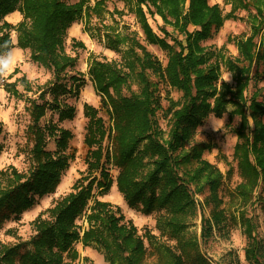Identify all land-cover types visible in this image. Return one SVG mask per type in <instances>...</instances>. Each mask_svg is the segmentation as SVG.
Listing matches in <instances>:
<instances>
[{"label":"trees","instance_id":"1","mask_svg":"<svg viewBox=\"0 0 264 264\" xmlns=\"http://www.w3.org/2000/svg\"><path fill=\"white\" fill-rule=\"evenodd\" d=\"M135 2L136 18L145 41L167 53L166 67L136 37L109 28L104 34L106 48L117 52L119 46L125 45L128 49L120 62L92 57L89 64L88 72L101 96V106L97 109L84 105L88 119L84 139L88 152L87 175L79 178L73 191L50 210V220L37 219L36 235L28 243L1 249L0 264H73L79 258L77 243L86 247L95 245V250L105 254L110 264H146L144 239L132 221L124 222L120 208L99 200L90 206L96 190L103 196L112 189L111 166L119 171L116 186L129 208L138 209L146 216L161 213L156 227L179 238L180 254L164 248L169 264H184V257L191 264H210L200 253L198 242L181 234L187 228L188 215L197 206L190 186L195 187V194L202 193L201 181L208 187L210 201L215 206L209 219L202 218L201 236L206 240L213 228H224L226 210L221 209L218 197L223 174L202 159L209 145L196 144L188 150L186 146L205 120L211 116L221 119L229 104L235 107L231 116L241 118L236 129L234 158L242 181L236 186L235 195L247 203L260 187L264 189V100H259V93L250 99L245 95L254 77L264 78L258 69L252 73L253 66L258 67L264 60V36L260 44L256 42L264 32V0H233L227 14H223L219 4L211 5L209 0ZM105 4V0H95L94 5L91 0H77L74 4L64 0H0V54L7 51L3 47L5 42L13 48L10 33L15 31L18 47L29 49L34 62L53 72V81L40 89L38 99L27 100L31 122L26 135L32 143L33 164L27 176L19 177L17 183L0 191V229L9 220H19L38 199L55 193L74 157L67 153L73 135L59 127V123L75 118L76 108L64 98L79 95L83 82L72 78L73 83L69 84L66 80L65 73L75 67L77 58L66 54L65 35L79 18L101 15ZM143 7L152 16H160L165 25L174 27L184 38L178 39L165 28H162L163 37L156 34ZM250 8L256 11L249 16L252 33L246 39L236 40L238 58L226 57L225 48L215 52L202 46L225 21L235 19L238 10ZM16 11L23 17L19 24L14 26L4 21ZM190 27L195 30L190 31ZM74 45L83 47L81 43ZM221 64L233 74L235 86L222 82ZM151 73L181 93L180 100L169 102L172 117L167 140L157 121L162 107ZM18 83L31 91V83L25 76L4 84V89L18 95ZM133 84L137 91L132 89ZM48 109L58 111V122L42 126L41 119ZM101 111L108 116L109 125L100 116ZM52 139L55 152L47 150ZM1 150L0 144V153ZM84 215L89 227L82 230L77 220ZM234 219L239 220L249 239L246 260L264 264V246L254 234L253 221L245 214ZM26 246L32 249L22 252Z\"/></svg>","mask_w":264,"mask_h":264},{"label":"rangeland","instance_id":"2","mask_svg":"<svg viewBox=\"0 0 264 264\" xmlns=\"http://www.w3.org/2000/svg\"><path fill=\"white\" fill-rule=\"evenodd\" d=\"M68 4H74L77 0H64ZM106 4L102 9L101 15H94L91 19L86 17L79 18L74 26L67 30L65 35V52L71 57L77 58L75 67L66 71L65 76L69 84L73 83L72 78H79L83 82L79 95H67L64 101L76 108V115L72 121H64L59 123V127L69 130L73 138L69 145L67 153L74 154L73 159L69 162V167L63 172L62 179L56 192L38 199L37 204L25 212L19 220H9L0 229V252L2 248L12 247L17 244L28 243L36 235L37 219H51L50 210L57 203L69 195L73 191L76 181L82 176L87 175L86 155L87 148L84 145L86 135V127L88 119L84 115V105L88 104L94 108H100L101 96L97 94L93 81L89 75V64L92 57L103 61H121L123 52L128 49L127 46H119V51L115 52L106 48L104 34L112 28L116 32L122 34H130L144 45L147 50L166 67L168 55L160 47L148 45L145 41V35L136 18L135 0H105ZM94 5L95 0H91ZM211 5L219 4L223 9V14L231 11L233 0H209ZM147 14L148 22L152 26L154 32L163 37L162 28L170 33L176 34L178 39H183V35H178L174 27L165 25L160 16L155 14L152 16L148 13L147 8L143 7ZM19 14V12L17 11ZM253 8L240 9L236 12L235 19L225 21L223 27L214 32L211 39L202 43L207 50L223 52L226 57L238 58L239 52L236 47V40L246 39L252 33V20L249 17L255 14ZM16 15L13 18H5L4 21L12 25L19 24L23 17ZM195 27H190V31H194ZM11 42L15 51L16 64L13 70L4 78H0V144L2 150L0 153V191L11 187L18 182L19 177L28 175L32 167L31 153L32 143L27 138V128L31 122L29 114L28 99H38L40 89L45 88L53 81V72L42 67L31 59V51L29 49H21L18 47V34L15 31L10 33ZM261 36L256 39L260 44ZM75 43L83 44V47L74 45ZM169 43H172L169 40ZM256 69L259 73L264 74V60L259 66H253L252 73L255 74ZM31 83V91H27L20 83L17 85L19 94L7 92L4 84L14 83L21 77ZM225 76L229 77V81L225 80ZM150 79L156 84L157 96L161 104V109L157 114V121L164 133L165 140L168 139L171 128V113L168 110L171 100L178 101L181 93L173 89L163 78L158 75L150 74ZM221 80L228 85L235 86L233 74L221 64ZM132 89L137 91L136 84ZM255 93H259V100H264V78L254 77L250 82L249 88L245 95L250 99ZM128 95V94H127ZM47 100H51L48 96ZM233 106V105H232ZM231 111L227 112L225 120L215 118L213 116L205 120L200 126L192 141L186 146L190 149L196 144H206L210 148L207 149L202 156L203 160L208 161L217 167L223 174L222 185L218 192L221 200V209L226 210V221L224 228L218 230L213 228L212 235L204 240L201 236L203 222L202 218H210L214 209V204L210 201V191L208 187H204V181L200 182L202 193L195 194L194 186L191 192L196 202V210L187 217V228L182 232V237L198 242L200 253L205 256L210 264H252L245 258V250L249 245V239L244 233V227L241 226L238 218L240 214H245L250 218L255 226L254 234L264 246V189L260 187L250 202H244L235 195L236 186L242 181V177L238 170L237 161L234 158V149L237 144L236 129L238 128L241 118L239 116H231ZM100 116L109 125L108 116L104 111L100 112ZM58 122V111L48 109L46 115L41 119L42 126L49 123ZM264 122V118H263ZM217 130H214V126ZM108 142H106V145ZM47 150L56 151L55 141L52 139L48 142ZM196 167V164L195 166ZM119 171L115 167H110V174L114 181L113 187L107 195H101L98 190L94 193V199L90 202L92 206L94 200L110 203L113 208H120L125 217L124 222L132 221L138 229L139 236L143 237L146 247V264H169V256L164 248H169L175 253L180 254L181 247L179 238L173 236L167 230L163 231L156 227V222L161 213H154L146 216L138 209H131L124 200L122 194L116 186V177ZM115 210V209H114ZM89 212H87L88 214ZM87 215L77 220V225L82 230L88 229L89 224L86 220ZM80 243L75 244L78 245ZM95 246V245H94ZM93 246V247H94ZM94 254L91 258L84 257L77 248L79 258L73 264H110L106 261L105 254L98 252L93 248ZM31 246H26L22 250H31ZM184 264H191L186 257Z\"/></svg>","mask_w":264,"mask_h":264},{"label":"clouds","instance_id":"3","mask_svg":"<svg viewBox=\"0 0 264 264\" xmlns=\"http://www.w3.org/2000/svg\"><path fill=\"white\" fill-rule=\"evenodd\" d=\"M4 48L7 49V51L3 54H0V78L6 77L12 70L14 65L16 64V57H15V51L14 49L9 47V43L5 42L3 45ZM225 80L229 81V77L225 76ZM233 106L231 104L226 106V111L223 114L222 119L225 120L227 117V112L231 111ZM214 130H217L215 125Z\"/></svg>","mask_w":264,"mask_h":264},{"label":"crops","instance_id":"4","mask_svg":"<svg viewBox=\"0 0 264 264\" xmlns=\"http://www.w3.org/2000/svg\"><path fill=\"white\" fill-rule=\"evenodd\" d=\"M18 13L16 11V14L14 16H16ZM20 15V13L18 14ZM76 248L82 252V254L84 255V257H88L91 258V255L94 254V251L92 249V247H86L84 246L82 243L76 245Z\"/></svg>","mask_w":264,"mask_h":264},{"label":"bare ground","instance_id":"5","mask_svg":"<svg viewBox=\"0 0 264 264\" xmlns=\"http://www.w3.org/2000/svg\"><path fill=\"white\" fill-rule=\"evenodd\" d=\"M16 14V12H14V13H12V14H9L8 16H6L5 18H13V17H15L14 15ZM73 26H74V24H73ZM72 26V27H73Z\"/></svg>","mask_w":264,"mask_h":264}]
</instances>
